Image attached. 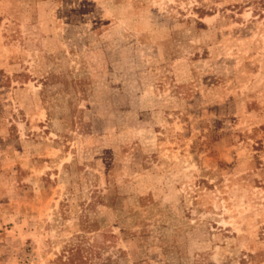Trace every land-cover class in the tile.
Returning <instances> with one entry per match:
<instances>
[{
  "label": "rangeland",
  "instance_id": "rangeland-1",
  "mask_svg": "<svg viewBox=\"0 0 264 264\" xmlns=\"http://www.w3.org/2000/svg\"><path fill=\"white\" fill-rule=\"evenodd\" d=\"M0 264H264V0H0Z\"/></svg>",
  "mask_w": 264,
  "mask_h": 264
}]
</instances>
